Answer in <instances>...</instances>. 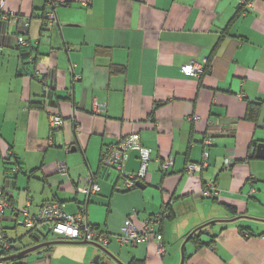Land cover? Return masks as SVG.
<instances>
[{"label":"crops","instance_id":"1","mask_svg":"<svg viewBox=\"0 0 264 264\" xmlns=\"http://www.w3.org/2000/svg\"><path fill=\"white\" fill-rule=\"evenodd\" d=\"M7 7L29 20L28 47L14 36L22 25L0 24L8 34L0 35V186L10 205L31 215L51 202L73 215L85 208L123 264H181L183 255L184 264H264V159L256 157L264 144V0H7ZM190 64L203 75L185 74ZM48 82L66 121L60 130L50 125ZM135 134L174 165L163 171L152 162L146 188L125 190L101 160ZM206 152L207 167L186 173ZM58 161L67 174L57 172ZM91 182L99 193L77 191ZM212 188L217 196L206 197ZM170 203L154 241H117L128 219L142 229ZM2 223L18 242L15 254L33 247L22 245L12 210ZM27 229L44 239V229ZM55 245L35 264L55 257L95 264L98 256L99 264H117L94 244Z\"/></svg>","mask_w":264,"mask_h":264},{"label":"built area","instance_id":"2","mask_svg":"<svg viewBox=\"0 0 264 264\" xmlns=\"http://www.w3.org/2000/svg\"><path fill=\"white\" fill-rule=\"evenodd\" d=\"M0 8L2 11L1 23H9L13 26H21L19 30L14 34L17 38L18 45L20 47H28L27 30L29 20L24 19L21 15H18L10 11L7 7V0H0ZM49 22L55 21V15L50 14L48 16ZM1 36H7V32L0 33ZM185 74L191 77H200L203 75L205 68L201 65L190 64L183 68ZM44 93L46 99L48 98L47 105L49 106V120L52 130H60L65 126V119L52 105L51 94L53 92L52 83L48 82L44 85ZM50 101V102H49ZM105 105H95L94 112L101 114L105 111ZM205 146L210 147L213 144V139L208 138L204 142ZM132 150L140 151L141 168L138 173H129L125 170V163L128 159L129 153ZM208 153L204 155V160L201 164H189L186 168V173L193 175L201 168L207 167ZM161 162L163 171H167L174 165L173 156L162 157L156 154L152 149L146 148L141 143L139 135H130L123 138L119 143L114 144L104 151L101 164L105 170H114L124 182L125 190H132L138 187V183H147L149 176V168L152 162ZM233 162L231 159L225 161V168L230 169ZM14 172H19V168L15 167ZM57 172L60 174H67L68 167L65 161H58ZM121 190L120 188H118ZM80 193L90 196L97 194L101 191L100 186L97 183L91 182L88 187L80 188L77 190ZM218 192L212 188L204 191V195L208 198L217 196ZM171 204V203H170ZM169 204V205H170ZM65 204L59 202H51L45 204L37 215H31L26 208L17 206H11L7 200L5 190L0 186V248L6 252H11L17 246L16 243H12L10 237L5 230L2 217L7 210H12L14 215L18 219V223L27 228H33L36 231L40 229H47L48 233L45 235H55L57 240L70 241V242H88L94 245H98L103 248H107L110 244L109 236L92 225L87 218L85 208L78 214H70L66 211ZM168 213L157 215L142 222L143 228L139 229L134 224L132 219H128L123 229V234L117 237V241L121 245L136 246L141 243L154 241L156 237L155 226L161 224L167 217ZM20 217H22L21 220ZM264 239V235H262ZM160 253H163L162 249H159ZM4 256L0 257V264H16L13 261H5Z\"/></svg>","mask_w":264,"mask_h":264},{"label":"water","instance_id":"3","mask_svg":"<svg viewBox=\"0 0 264 264\" xmlns=\"http://www.w3.org/2000/svg\"><path fill=\"white\" fill-rule=\"evenodd\" d=\"M256 157L259 158V159H264V144H260L257 148V153H256ZM141 168V162H140V151L138 150H132L130 153H129V156H128V159L125 163V170L126 172H129V173H138L139 170ZM138 188L140 189H145L146 188V184L142 183V182H139L138 183ZM196 232V231H195ZM195 232H193L190 237H192ZM76 242H70V241H63V240H58V241H55V242H45V243H41V244H38L36 246H33L29 249H26L25 251H22L20 253H17L15 255H12V256H9V257H5L3 258L5 261H13L15 262L16 260H19L35 251H38L42 248H45V247H49L51 245H55V244H74ZM81 244L83 245H90L91 243H88V242H80ZM96 247H98L101 251H103L104 253H106V255H108L113 261H115L117 264H123L121 263L116 256L112 255L111 253H109L107 251V249L103 248V247H100L98 245H95ZM99 256L96 257L95 259V264H99ZM185 263V260H184V255H183V259H182V263L181 264H184Z\"/></svg>","mask_w":264,"mask_h":264},{"label":"rangeland","instance_id":"4","mask_svg":"<svg viewBox=\"0 0 264 264\" xmlns=\"http://www.w3.org/2000/svg\"><path fill=\"white\" fill-rule=\"evenodd\" d=\"M170 206H171V204H170ZM168 217L167 218H169L170 217V213H168ZM166 218V219H167ZM165 219V220H166ZM164 220V221H165ZM29 229H27V228H25V227H18V230L16 231V234L18 235V236H21L23 239H22V241H23V244L22 245H30V246H36V245H38V244H41V243H44V241H34V239L32 238H30V237H28V236H26V232L28 231ZM44 232H45V234H47L48 233V230L47 229H44L43 230ZM11 232V236H15V232H13V231H10ZM47 239H50V240H53V241H55L56 239H57V237L55 236V235H48V237H47ZM33 243V244H32ZM52 247H54V249L56 248V247H60V246H58V245H52ZM191 247V244L189 243L188 244V247H187V249H189ZM59 249V248H58ZM1 248H0V252H1ZM52 250H49V251H47V247H45V248H42V249H40V250H38V251H35V252H33V253H31V254H29V255H27V256H25V257H23V258H21V259H19V260H16L15 261V263L16 264H35V263H38V262H41V260H45V259H47L48 258V256H47V254L49 253V252H51ZM57 251V250H56ZM20 252V251H19ZM16 253V251L15 250H12L11 252H9V253H7V255L5 256L6 258L7 257H9V256H12L13 254H15ZM61 258H59V259H57L56 257L55 258H53V264H59L58 262H59V260H60ZM40 260V261H39Z\"/></svg>","mask_w":264,"mask_h":264},{"label":"trees","instance_id":"5","mask_svg":"<svg viewBox=\"0 0 264 264\" xmlns=\"http://www.w3.org/2000/svg\"><path fill=\"white\" fill-rule=\"evenodd\" d=\"M52 101H53V98H52ZM52 105H53V104H52ZM170 211H171V207H170V205H168L167 208L165 209V211H164L163 213H165V212L170 213ZM204 229H206V228H202V229L198 230V231L194 234V236H192V237L189 236L188 239H189V240H192V239H194V238H198V239H199V238H200V235H202V233L204 232ZM5 230H6V229H5ZM6 231H7V230H6ZM7 233H8V232H7ZM33 233H34V231L30 232V235L34 236L35 233H34V234H33ZM47 237H48V235H44V239L41 240V241H44V242L47 241V242H48L49 239H47ZM10 240H11L12 243H16V241L12 240L11 238H10ZM41 241H40V242H41ZM17 243H18V242H17ZM17 243H16V244H17ZM197 244H199L200 246H202V245H206L205 243H202L201 240H197ZM16 248H17V247H15L14 250H16ZM27 248H28V247H27ZM7 253H9V252H6V251H4V250H1V252H0V257H2V256L5 257V256L7 255Z\"/></svg>","mask_w":264,"mask_h":264}]
</instances>
